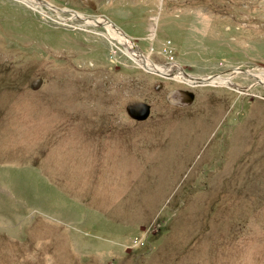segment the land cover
Masks as SVG:
<instances>
[{
    "label": "rangeland",
    "instance_id": "374dc122",
    "mask_svg": "<svg viewBox=\"0 0 264 264\" xmlns=\"http://www.w3.org/2000/svg\"><path fill=\"white\" fill-rule=\"evenodd\" d=\"M42 1L0 0V264H264V0Z\"/></svg>",
    "mask_w": 264,
    "mask_h": 264
},
{
    "label": "bare ground",
    "instance_id": "6f19581e",
    "mask_svg": "<svg viewBox=\"0 0 264 264\" xmlns=\"http://www.w3.org/2000/svg\"><path fill=\"white\" fill-rule=\"evenodd\" d=\"M23 1L34 6L35 8H40V9L46 11L43 8V4L41 2H39V0H23ZM42 2L45 3L46 6L49 9H51L52 11H54L55 13L59 12L58 9L55 6L51 5L50 3L45 2V1H42ZM75 16H78V18L82 19L83 20L82 22H84L85 25H99V24L103 25L112 35V37H113L112 39H114V38L117 39V41H120V43L124 44L125 47L127 45L126 51H124V52H126V54L128 56H130L135 61V63H137L141 68H143L144 70H146L149 73L155 72L156 74H159L160 76H164L166 78H176V79H174V81H179L181 83H185V84L190 85V86L191 85L206 86L208 84L209 85L210 84L211 85L221 84V85H228V86L234 85V83L231 82V80L229 78H221V77L215 78V76L197 78V77H193L190 75L188 76V74H186V72H184V71L181 72L180 69H178L179 71H176L175 69L172 70L171 67L170 68L169 67L164 68L160 65H157V64L153 63L150 59H148L146 56L142 55V52H140V48L137 47L134 44V42L131 40V38L128 36V34H126L121 28H119L114 22H111L110 20H107L104 18L95 19V18H91V17H86V16H83L81 14H79V15L75 14ZM109 39H111V37ZM110 41H112V40H110ZM170 76H172V77H170ZM259 76H261L263 78L264 75L263 76L258 75V78L261 81H264V79H261V77H259ZM201 78H202V80H199ZM212 78H214V79L212 80ZM235 90H237L238 92H244L243 90H239V88H236ZM136 120H138V119H136Z\"/></svg>",
    "mask_w": 264,
    "mask_h": 264
},
{
    "label": "water",
    "instance_id": "95a60500",
    "mask_svg": "<svg viewBox=\"0 0 264 264\" xmlns=\"http://www.w3.org/2000/svg\"><path fill=\"white\" fill-rule=\"evenodd\" d=\"M39 2H41L43 5H46L42 2V0H39ZM199 80H202V78ZM160 87H162V84H158L156 86V89L159 90ZM178 94H180L184 98V102L189 103L194 99V94L191 91L179 90ZM127 110L132 118L138 120H144L150 115V106L144 102H134L132 104H129L127 106Z\"/></svg>",
    "mask_w": 264,
    "mask_h": 264
},
{
    "label": "flooded vegetation",
    "instance_id": "af4514ba",
    "mask_svg": "<svg viewBox=\"0 0 264 264\" xmlns=\"http://www.w3.org/2000/svg\"><path fill=\"white\" fill-rule=\"evenodd\" d=\"M75 14H76V13L74 12L73 15L75 16ZM76 15H77V14H76ZM75 17H78V16H75ZM181 99H182V97H181Z\"/></svg>",
    "mask_w": 264,
    "mask_h": 264
}]
</instances>
